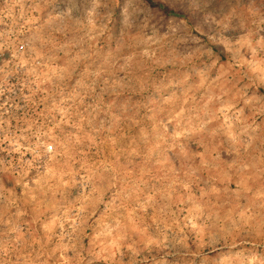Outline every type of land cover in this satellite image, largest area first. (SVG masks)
I'll use <instances>...</instances> for the list:
<instances>
[{"label":"rangeland","instance_id":"rangeland-1","mask_svg":"<svg viewBox=\"0 0 264 264\" xmlns=\"http://www.w3.org/2000/svg\"><path fill=\"white\" fill-rule=\"evenodd\" d=\"M0 264H264V0H0Z\"/></svg>","mask_w":264,"mask_h":264},{"label":"trees","instance_id":"trees-1","mask_svg":"<svg viewBox=\"0 0 264 264\" xmlns=\"http://www.w3.org/2000/svg\"><path fill=\"white\" fill-rule=\"evenodd\" d=\"M159 7L164 9V6H162V5H159ZM169 13L172 14V15H175V16H179L178 14L173 13V12H169Z\"/></svg>","mask_w":264,"mask_h":264}]
</instances>
